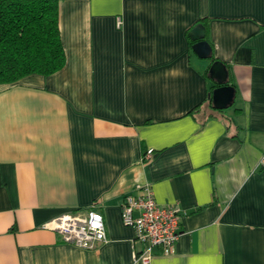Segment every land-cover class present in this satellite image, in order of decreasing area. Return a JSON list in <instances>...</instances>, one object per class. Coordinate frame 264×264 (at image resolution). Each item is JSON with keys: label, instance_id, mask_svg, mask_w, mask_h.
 <instances>
[{"label": "crops", "instance_id": "0c3cea01", "mask_svg": "<svg viewBox=\"0 0 264 264\" xmlns=\"http://www.w3.org/2000/svg\"><path fill=\"white\" fill-rule=\"evenodd\" d=\"M58 2L65 67L0 83V264H142L122 207L147 185L182 211L175 254L150 264H264V0ZM96 204L95 250L44 228Z\"/></svg>", "mask_w": 264, "mask_h": 264}, {"label": "built area", "instance_id": "2783aa9c", "mask_svg": "<svg viewBox=\"0 0 264 264\" xmlns=\"http://www.w3.org/2000/svg\"><path fill=\"white\" fill-rule=\"evenodd\" d=\"M155 151L147 150L145 161ZM98 204L86 211L66 213L44 225L45 229L59 233L66 243L80 248L95 250L108 241L104 216ZM182 211L177 205L160 206L150 185L138 186L128 194L122 207L123 224L136 231V243L141 250L135 253V260L150 264L157 255L172 256L180 239Z\"/></svg>", "mask_w": 264, "mask_h": 264}, {"label": "trees", "instance_id": "16d2710c", "mask_svg": "<svg viewBox=\"0 0 264 264\" xmlns=\"http://www.w3.org/2000/svg\"><path fill=\"white\" fill-rule=\"evenodd\" d=\"M66 62L58 0H0L1 84L33 74L53 75ZM201 107L191 113L198 114Z\"/></svg>", "mask_w": 264, "mask_h": 264}, {"label": "water", "instance_id": "95a60500", "mask_svg": "<svg viewBox=\"0 0 264 264\" xmlns=\"http://www.w3.org/2000/svg\"><path fill=\"white\" fill-rule=\"evenodd\" d=\"M205 27L202 24L197 25L192 31V38L195 44L193 50L202 58L211 57V46L205 41ZM227 66L220 61L213 62L210 67L211 78L214 79L220 87L213 91V104L218 109H226L233 101L235 88L227 85L228 81Z\"/></svg>", "mask_w": 264, "mask_h": 264}]
</instances>
